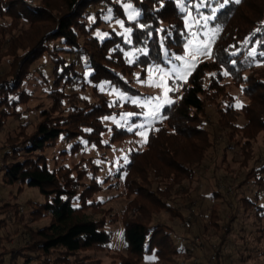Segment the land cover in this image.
<instances>
[{
	"label": "trees",
	"instance_id": "16d2710c",
	"mask_svg": "<svg viewBox=\"0 0 264 264\" xmlns=\"http://www.w3.org/2000/svg\"><path fill=\"white\" fill-rule=\"evenodd\" d=\"M121 1L138 9V17L127 19ZM201 2L0 0V67H6L0 71V131L9 116L18 115L17 107L30 100L24 86L38 60H45L40 76L48 78L44 74L50 73L53 86L47 93L50 106L40 110L33 130L27 132L28 125L21 124L13 137L3 135L0 141V189H7L0 197V264H101L88 252L110 242L105 224L117 217L90 200L98 191L95 180L81 183L85 173L78 165L49 167L45 152L60 138L71 143V152L78 151L82 141L105 147L102 133L107 127L102 119L117 112V107L101 95L89 102L67 90L106 81L136 94L132 76L137 70L142 78L148 67H167L184 52L188 38L184 18L189 10L197 18L211 16L209 25L219 30L209 59L198 62L184 81H176L172 101L150 127L144 148L130 152L116 173L129 200L121 217L126 254L116 255L119 261L112 264H140L149 254L155 255L156 264L225 262L224 237L214 247L211 261L203 248L200 255L182 251L166 224H152L160 211L182 222L198 216L185 184L199 181L204 162L216 154L223 137L226 150L240 148L241 166L252 157V142L259 135L264 138V0H204L203 6ZM117 19L130 29L128 38L112 30L103 37L93 34L103 30L106 21ZM229 82L247 99L238 109L228 92ZM124 107L134 115L141 113L134 105ZM239 118L244 120L241 125ZM111 130V142L129 135L126 130ZM263 174V164L254 166L239 184L261 185ZM14 187L17 194L23 187L35 188L43 201L10 202L16 197ZM221 196L216 190L208 194L213 199ZM244 205L263 217L264 205L249 200ZM216 213L212 204L207 216L217 228ZM12 218L20 223V230L7 229V219ZM41 221L43 225L33 226ZM15 234L17 244L6 245Z\"/></svg>",
	"mask_w": 264,
	"mask_h": 264
},
{
	"label": "rangeland",
	"instance_id": "374dc122",
	"mask_svg": "<svg viewBox=\"0 0 264 264\" xmlns=\"http://www.w3.org/2000/svg\"><path fill=\"white\" fill-rule=\"evenodd\" d=\"M228 2H236V0H228ZM119 3L127 19H129L131 11L137 13L136 17H138V9L134 8L131 3L122 1ZM128 5H131V9L127 7ZM205 17L212 18L207 15H201L200 18H197L192 16L189 10L184 18V29L188 32V38L184 45V52L179 56L184 57L190 65L195 66L198 62L209 59L210 56L208 55H199L193 59L192 50L201 41L210 37L212 38V45L219 30L218 26L211 27L208 22L209 19L205 20ZM94 18L92 17L90 20L93 21ZM194 21H198V23H194ZM121 23L123 24L121 19L106 21L101 25L103 30L97 29L93 34L103 37L107 35V30H112L124 38H128L129 31H126L128 28L124 24L121 27ZM194 33L196 34L195 37ZM44 65V59L38 60L33 65L34 72L24 86L30 92L31 98L26 104L17 107V116L7 118L2 131H0V141L4 139L3 135L13 137L21 124L28 125L27 132H31L38 121L40 110L50 106L51 102L47 93L49 90H53V86L50 84V73L44 71V75H47L48 78L40 76L43 73ZM194 66L191 67V70ZM183 68L184 61L175 59L167 67H148L142 78H139L140 75L137 70L132 76V86L137 90L136 94L121 91L106 81L99 82L96 85H85L84 89H81L78 84L69 91L67 90L68 93L74 92L77 97L89 102L97 101L99 99L98 95H101L111 106H116L118 110L102 119L103 124L107 127V130L102 133V143L106 145L105 147L97 148L82 141V147L76 152H71L68 150L71 143H67L60 138L53 147L48 148L45 152L49 167L78 165L79 169L85 173L81 183L86 185L95 180L98 191L91 196L90 200L101 203V209H110L111 214L117 217L116 221H107L105 224L106 231L111 235L110 242L99 251L88 252L92 258L99 259L101 264L118 263L119 260L116 255L126 254V244L122 238L121 217L129 199L126 197L122 178H118L116 173L127 162L130 152L144 148L146 140L145 137L139 135V132L145 131L147 139L150 127L160 120L162 108L169 104L164 102L165 88L173 89L167 92V99L172 101L170 92L176 91L178 88L176 84L178 80L175 79V75L181 72ZM5 69V66L0 67V71ZM157 69H160V71L157 72ZM188 74L179 81H184ZM157 84L161 86H153ZM227 89L233 97V104L237 109L247 102L240 88L229 82ZM152 97H160V118L146 120L145 117L151 111V108L132 104L131 100H139L141 104H144L146 100ZM237 104L240 106L237 107ZM125 105H134L141 109V113L134 115L132 111L125 109ZM129 113L132 115H127ZM243 123L244 120L239 118L238 124ZM140 124H146L148 127L141 129L137 127ZM112 127L126 130L129 135L121 140L111 142ZM217 136L221 137L220 134H217ZM217 146L216 154L210 155L208 160L204 162L203 176L199 181H195L190 185L185 184L189 187V195L196 206L195 212L199 211L198 216H188L182 222L169 217L168 213L160 211L153 215L152 224L159 222L170 227L173 240L185 253L200 255L201 248H203L206 250L207 255L212 257L211 261H213V249L218 246L220 240L224 237L225 245L222 252L227 255V258H225L223 264H264V215L262 218H258L255 216L254 209L244 205L245 200L264 205V174L261 185L253 182L239 184L244 180L245 173L248 170L254 166L264 165V138L259 135L252 142V157L246 166L240 165L242 157L238 146L226 150L224 137L223 141L220 140ZM214 190L223 196L214 199L208 197V194ZM5 191L7 192V189H0V197L5 196ZM12 191L16 194V197L11 198L10 202L22 205L27 200L33 202L43 201V196L35 188L23 187L18 194L16 193V187ZM212 204L217 206L216 214L219 226L217 228L209 223L207 216V211ZM250 206L253 207L254 205ZM88 213H90V210H88ZM94 216L98 218L100 214H94ZM44 222H35L33 226L43 225ZM20 227V223L14 221L13 218L7 219V229L9 231L20 230ZM204 227L206 230L205 233H202ZM11 239L10 243L6 245L12 244L13 246L17 244V234L13 235ZM210 243L212 244L210 245ZM182 259V257L179 258V260ZM140 264H156L155 255L145 256Z\"/></svg>",
	"mask_w": 264,
	"mask_h": 264
},
{
	"label": "snow or ice",
	"instance_id": "6c2138e0",
	"mask_svg": "<svg viewBox=\"0 0 264 264\" xmlns=\"http://www.w3.org/2000/svg\"><path fill=\"white\" fill-rule=\"evenodd\" d=\"M227 2H228V0H225V3H227ZM236 2L239 3L240 0H236ZM203 3H204V0H202L201 6H203ZM127 7L129 9H131V5H128ZM136 15H137V13H135L134 11H131L129 13V19H135ZM207 19H210V17H205V20H207ZM194 23H198V21H194ZM121 27H123L122 23H121ZM126 31H130V29L126 30ZM193 35L195 37L196 34L194 33ZM211 39L212 38L210 37L208 39H205V40L201 41L192 50L191 55H192L193 59H195L199 55H208V56H210V53H211ZM190 43H191V41H190ZM253 51H255V49H253ZM261 55H264V53H261ZM176 59L184 61L183 70L175 75V79L179 80V79H182L184 76H186L191 71V67L194 66V65H190L189 62L184 57L177 56ZM156 71L159 72L160 69H157ZM224 75L227 76L228 72H225ZM153 86L160 87L161 85L157 84V85H153ZM171 90H173V89L165 88V100H164L165 103H171V101L167 99V92L171 91ZM131 103L135 104V105H140L141 107L149 106L151 108V111L145 117L146 120H156V119L160 118V107H161L160 97H152V98L146 100L144 102V104H141V102L139 100H131ZM239 106L240 105L237 104V107H239ZM127 115L131 116L132 114L129 113ZM137 127L141 128V129H146L148 127V125L140 124ZM139 135H141L142 137H145V140H146L145 131L139 132Z\"/></svg>",
	"mask_w": 264,
	"mask_h": 264
}]
</instances>
